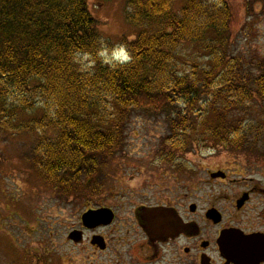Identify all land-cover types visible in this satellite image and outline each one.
<instances>
[{"label":"trees","instance_id":"16d2710c","mask_svg":"<svg viewBox=\"0 0 264 264\" xmlns=\"http://www.w3.org/2000/svg\"><path fill=\"white\" fill-rule=\"evenodd\" d=\"M87 1L0 0V128L43 130L32 164L59 199L101 191L102 169L125 146V119L141 107L166 116L162 146L171 162L172 151H188L194 141L246 147L252 127L226 118L230 109L248 110L255 95L264 99V61L251 75L237 61L214 56L218 45H205L208 68H183L177 57L184 42H225L224 0H184L180 7L175 0H125L124 20L138 30L134 40L120 41L130 56L126 64L101 57L106 42ZM257 2L246 0V9ZM79 55L89 58V69ZM218 88L221 108L213 103ZM37 98L43 113L30 125L22 114ZM49 130L55 134L46 137Z\"/></svg>","mask_w":264,"mask_h":264},{"label":"rangeland","instance_id":"374dc122","mask_svg":"<svg viewBox=\"0 0 264 264\" xmlns=\"http://www.w3.org/2000/svg\"><path fill=\"white\" fill-rule=\"evenodd\" d=\"M224 2L230 10L225 42L220 44L204 40L182 43L177 56L180 66L184 64L183 68H186V64H189L208 68L212 55L211 51L205 49V45H214V48L218 45L221 52L217 54L215 51L214 56H224L226 61H237V69L257 75L260 70L257 63L264 61V2L255 3L249 11L246 9V0ZM87 3L106 42L101 57L105 62L112 63L111 54L121 46L122 37L132 41L138 30L124 20L125 0H88ZM183 4L184 0H175L176 7ZM77 59L84 69H89L87 56L79 55ZM217 90L221 92L215 95L213 103L221 108L225 96L220 95L223 94L221 88ZM262 100L255 95L248 110L243 112L242 109H230L226 122L236 123L241 120L240 123L245 127L249 122L264 123ZM34 103V108L22 114V119L30 125H35L34 121L40 119L43 113L44 101L37 98ZM125 122V146L102 169L103 190L92 199H59L56 190L37 172L32 164L35 156L33 150L37 139L43 138V130L36 126L24 131L0 128V264H35L40 259L45 260L42 263L49 264L51 260L53 264V261L58 260L56 254L60 253L59 250L63 255L60 262L64 264H90L92 260L96 264L100 258L93 256L90 246H65L63 239L66 236L61 238L78 225L86 208L112 206L118 220L126 219L143 202L142 192L150 194L153 190L163 189L160 194H167L165 188L168 178L154 177L152 173L160 164L167 166L158 161V156L168 151L162 146L169 134L166 116L154 107H141L131 113ZM54 134L53 130H49L45 136L51 137ZM254 136L252 132L250 138ZM172 153L174 161L170 162V196L176 197L188 189L191 194L189 199L204 195L214 198L215 193H221L224 197L231 195L230 184L208 182L206 170L218 167L228 169L234 165V159L247 160L250 154L246 149L236 152L233 148L210 140L203 143L194 141L188 151L175 150ZM147 182L156 184V189L142 190ZM180 185L186 188H179ZM67 247L70 254L64 250Z\"/></svg>","mask_w":264,"mask_h":264},{"label":"flooded vegetation","instance_id":"af4514ba","mask_svg":"<svg viewBox=\"0 0 264 264\" xmlns=\"http://www.w3.org/2000/svg\"><path fill=\"white\" fill-rule=\"evenodd\" d=\"M262 1L264 2L258 0ZM260 102H263L261 108L264 112V100ZM249 125L255 136L246 140V147L234 148L236 152L246 149L250 153L249 159H234V165L228 169L218 167L206 170L208 182L230 184L231 195L224 197L221 193H215L214 198L204 195L189 199L191 194L186 189L176 197H171L170 153L160 154L158 161L167 166L160 164L152 173L154 177L157 175L168 178L165 196L160 194L163 189L153 190L150 194L142 192L143 202L133 209L130 217L119 220L112 206H90L81 214L78 225L61 236H66L63 244H87L93 249V256H99L101 260L96 264H236L226 250L223 237L230 232L254 240L262 248L264 123L249 122ZM115 156L116 154L111 159ZM176 168L179 169L178 166ZM212 174L215 176L212 177ZM155 186L156 184L147 182L142 190L156 189ZM179 188L186 186L180 185ZM102 190L103 187L89 199L101 194ZM100 209H110L113 213L112 220L107 223L98 220L90 222L88 226L84 225L82 215L86 211ZM64 250L67 254L71 253L68 247ZM59 251L56 254L58 260L53 261V264H64L60 262L63 255ZM43 261L45 260H36L35 264H48L42 263ZM92 261L88 262L95 264ZM49 264H52L51 260ZM259 264H264V260Z\"/></svg>","mask_w":264,"mask_h":264},{"label":"water","instance_id":"95a60500","mask_svg":"<svg viewBox=\"0 0 264 264\" xmlns=\"http://www.w3.org/2000/svg\"><path fill=\"white\" fill-rule=\"evenodd\" d=\"M215 175L212 174V177ZM113 218L110 209H100L96 211H87L82 215L84 225L88 226L90 222L98 221L107 223ZM227 234V235H226ZM223 235L226 244V250L229 256L236 264H259L264 260V244L259 247L254 240H248L232 232Z\"/></svg>","mask_w":264,"mask_h":264}]
</instances>
